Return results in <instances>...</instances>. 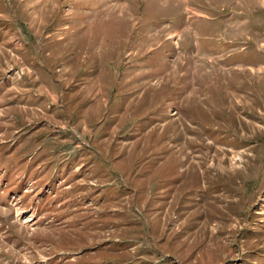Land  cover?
I'll list each match as a JSON object with an SVG mask.
<instances>
[{
	"label": "rangeland",
	"instance_id": "obj_1",
	"mask_svg": "<svg viewBox=\"0 0 264 264\" xmlns=\"http://www.w3.org/2000/svg\"><path fill=\"white\" fill-rule=\"evenodd\" d=\"M127 263L264 264V0H0V264Z\"/></svg>",
	"mask_w": 264,
	"mask_h": 264
},
{
	"label": "crops",
	"instance_id": "obj_2",
	"mask_svg": "<svg viewBox=\"0 0 264 264\" xmlns=\"http://www.w3.org/2000/svg\"><path fill=\"white\" fill-rule=\"evenodd\" d=\"M37 132H38V130H35V132H34V134H27V143H28V145H27V148L29 147V144H30V141H31V139L32 138H34L35 136H37ZM42 142H46V141H44V140H42ZM42 142L41 143H39L38 145H37V148L39 149V151L41 150V146H42ZM91 148V147H90ZM90 148H87L86 149V147H83V151H88L89 153H88V155H87V152L86 153H83L84 154V156L86 157V159H88L89 161H92V157L95 155L96 156V154L95 153H92V151H90L91 149ZM45 149V148H44ZM43 149V150H44ZM88 149H90V150H88ZM94 149V148H93ZM82 151V152H83ZM100 154V153H99ZM29 157V161H31V156H28ZM45 159H47V160H50V156L49 157H47V158H45ZM95 159H97V158H95ZM50 176H52V175H50ZM57 181V180H56Z\"/></svg>",
	"mask_w": 264,
	"mask_h": 264
},
{
	"label": "trees",
	"instance_id": "obj_3",
	"mask_svg": "<svg viewBox=\"0 0 264 264\" xmlns=\"http://www.w3.org/2000/svg\"><path fill=\"white\" fill-rule=\"evenodd\" d=\"M127 264H130V263H127Z\"/></svg>",
	"mask_w": 264,
	"mask_h": 264
},
{
	"label": "flooded vegetation",
	"instance_id": "obj_4",
	"mask_svg": "<svg viewBox=\"0 0 264 264\" xmlns=\"http://www.w3.org/2000/svg\"><path fill=\"white\" fill-rule=\"evenodd\" d=\"M171 97V96H170Z\"/></svg>",
	"mask_w": 264,
	"mask_h": 264
}]
</instances>
